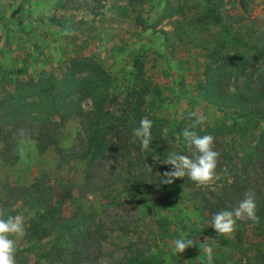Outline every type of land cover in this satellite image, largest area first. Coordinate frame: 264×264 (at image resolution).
<instances>
[{
    "label": "rangeland",
    "instance_id": "1",
    "mask_svg": "<svg viewBox=\"0 0 264 264\" xmlns=\"http://www.w3.org/2000/svg\"><path fill=\"white\" fill-rule=\"evenodd\" d=\"M192 112L219 178L166 184L154 156L191 155ZM144 117L148 149L133 139ZM249 189L264 199V0H0V209L24 220L16 264H218L201 193L233 208ZM41 198L63 206L64 236L40 232L44 208L26 201ZM182 236L195 246L175 254Z\"/></svg>",
    "mask_w": 264,
    "mask_h": 264
},
{
    "label": "clouds",
    "instance_id": "2",
    "mask_svg": "<svg viewBox=\"0 0 264 264\" xmlns=\"http://www.w3.org/2000/svg\"><path fill=\"white\" fill-rule=\"evenodd\" d=\"M190 118L194 119L184 128L183 137L187 141V148L191 155L171 152L162 160L158 155L154 156V159L161 163L172 166L171 170L163 173V182L166 184H171L178 178L188 177L201 186H207L219 178L217 166L220 153L214 149V137L212 135L201 136L193 130L204 123L207 117L198 112H192ZM152 126V120L144 117L139 121V126L132 130L133 139L140 141L142 149L149 148ZM256 210L255 193L249 189L234 209H225L215 213L210 225L220 236L231 234L235 230L237 220H251L258 223L260 218L256 214ZM24 235L23 217L21 215H7L5 217L4 210L0 209V264H16L17 244ZM195 243L193 239H189V236H182L172 242V251L175 254H181L187 248L195 246ZM201 248L203 252L207 253L210 261L212 257L211 247L204 243Z\"/></svg>",
    "mask_w": 264,
    "mask_h": 264
},
{
    "label": "trees",
    "instance_id": "3",
    "mask_svg": "<svg viewBox=\"0 0 264 264\" xmlns=\"http://www.w3.org/2000/svg\"><path fill=\"white\" fill-rule=\"evenodd\" d=\"M242 117L244 119H248L249 117L246 115H242ZM7 146L4 147V152L3 153L5 156V160H4V164L9 165V167L11 168V165H13L14 163H17L18 160L20 159V151L17 150L16 148L14 149V152H12V154L14 155L13 158H10L8 156L10 150L9 149L12 145L6 144ZM61 156L65 157L63 152L61 151ZM77 158V156H75ZM57 167H60L59 165H57ZM8 182L6 181L4 183L5 186H7ZM35 185V184H34ZM33 185V186H34ZM201 201H203V205H202V209L204 211H209V216H212L213 213H217V209H221V207H228L227 209H234L235 207L231 208V206L235 205L236 202L234 201V199H231L230 197L228 198H224V199H217L215 198L214 200H210L209 198L205 197L204 194L205 193H201ZM30 206H41L44 208L43 211L39 210L38 213L40 215V220H39V227H40V232L42 231V229H44L42 232L43 236H47L49 232H46V229H49L50 227H53L54 229H57L58 231V235L59 237H62L66 234V232L70 229L69 225L64 226V224L60 223V219L61 217L64 215L62 211L63 210V206L62 205H58L59 206V210L57 211L56 208H53L52 205H50V202L45 200L44 198L41 199H33L32 201L27 200L26 201ZM257 204V208H262L261 211L259 213H256L259 216V221L261 222V226L263 227L262 229H264V199L259 200L256 202ZM211 219V218H210ZM212 220V219H211ZM55 221V222H54ZM211 223V222H210ZM243 225L245 226L243 231H238L237 233H235L234 231L231 234H227L224 236H218L219 238V246L220 249L224 250V253L222 256H228L229 260H227L225 258H222V261H218L219 259L216 258L218 255L215 253L214 255V259L215 261H217V263H221V264H245L247 261L248 264H251L250 262H252V264H264V230L263 233H261L260 239L258 241L255 242V244H250L251 242V236L254 235L250 229L254 228V226L257 225V223L251 221V220H243ZM209 229L212 230L213 228L210 226V224L208 225ZM253 226V227H252ZM250 228V229H249ZM181 230H184V228H181ZM202 231H206L203 230ZM241 232H245L243 235L241 234ZM248 232V233H247ZM252 233V234H250ZM41 234V235H42ZM255 236V235H254ZM257 237V236H255ZM232 246H234V248H232ZM253 246H257V248L255 249L256 252H253V254H251V251L254 250ZM35 244H30L28 247L24 248V250L26 251H32L35 249ZM252 247V248H251ZM225 248L228 249L229 254H226ZM222 252V250H221ZM246 259V260H244ZM213 264H216L215 262Z\"/></svg>",
    "mask_w": 264,
    "mask_h": 264
}]
</instances>
